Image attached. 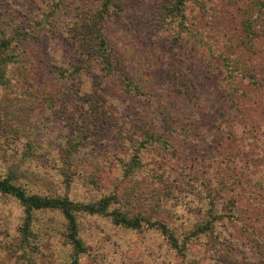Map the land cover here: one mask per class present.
I'll return each mask as SVG.
<instances>
[{"label":"rangeland","instance_id":"1","mask_svg":"<svg viewBox=\"0 0 264 264\" xmlns=\"http://www.w3.org/2000/svg\"><path fill=\"white\" fill-rule=\"evenodd\" d=\"M22 1L31 9L50 0ZM263 2L187 0L185 24L200 44L178 38L165 0H115L103 29L124 76L108 82L78 25L100 9L96 0H65L50 20L34 15L32 84L22 76L0 90V178L85 204L115 196L111 210L144 211L186 245L179 251L154 228L130 232L86 216L84 264H264ZM126 79L138 90L126 91ZM47 97L58 100L52 109ZM83 136L68 160L59 141ZM136 150L143 163L157 154L166 164L152 169L159 161L149 159L130 179L124 165ZM36 216V237L19 247L24 207L0 194V264H68L57 225L47 212Z\"/></svg>","mask_w":264,"mask_h":264},{"label":"trees","instance_id":"2","mask_svg":"<svg viewBox=\"0 0 264 264\" xmlns=\"http://www.w3.org/2000/svg\"><path fill=\"white\" fill-rule=\"evenodd\" d=\"M96 1L99 3L98 7H100V9L94 12V14L92 13L93 15L89 16L85 21L81 22V24L78 25L84 28V31L82 33L83 44L85 46H89L90 50H92L90 52V58L91 60L96 62L97 65H99V71L102 72V81L108 82L109 79H115V76L117 75H123L122 70H120L121 68L119 67L118 59L110 50L103 29L104 22H106L108 19L112 20L113 17L111 16L117 13V9L115 0ZM165 1V14L167 16V19L170 20L169 22L175 23V31L177 32L176 35H178V38L186 36L188 37L190 33L185 24L187 22L185 20L187 0ZM64 5L65 0H50L49 2H43L42 6H39V8L30 9V6H27L22 0H20L19 4L17 3V1L0 0V90L11 89L12 82L18 77L22 76L29 82V84H32V82L30 81V77L27 76V68H29L27 63L31 60V57L28 54L34 52L35 50L31 38L37 31V29L35 28L36 17L38 15L40 17L45 16L46 20H50L51 11L53 10L54 13H57ZM259 8L264 9V2ZM78 22L79 21L77 20L76 23ZM64 23L70 24L65 19ZM38 24L41 25L40 20ZM248 28L250 29V27ZM29 36H31V38ZM189 36L196 37L200 44L204 43L203 40L200 39L196 34ZM40 38V41H42L43 37L41 36ZM213 57L216 56L214 55ZM91 60L88 59L86 60V62H91ZM90 62L84 64L83 67L80 66L78 68L83 71V69L89 68ZM73 73H75V70ZM68 77L71 76L68 75ZM125 84L129 88H125L126 91H129V93H133L130 90H138V88L134 86L131 80L126 79ZM256 84L259 85L260 83L257 82ZM20 87L18 91L20 90ZM32 88L35 91L38 90L34 85H32ZM149 89L151 90L152 88L150 87ZM24 90L25 93L28 94V97L31 96V93L36 95V92H34L33 90L31 91V86H29L28 84H26ZM150 90L148 92L152 95L147 93V96L154 97L157 102L154 93ZM40 93L43 98H46L44 96V94H46L45 90H42ZM90 95L92 96L91 93ZM95 95L96 94H94V97ZM47 98L49 99L45 100L44 102L47 103L48 108L52 109L51 104L54 105V102H57L58 100L52 99V97ZM39 99L42 100L41 96H39L37 100L39 101ZM96 102L98 103V99L96 100ZM0 104H2L1 101ZM95 108H97V106H95ZM103 114L106 115V112ZM4 123V120L0 118V129L4 128ZM86 138V136H83L77 137L75 141H72L71 139H68L64 142H62V140L59 141L61 144L60 149H63L62 151L68 160L69 158L71 159L73 152H75V149H77L79 145H82L83 141H85ZM136 142L137 141L128 140L125 143L126 145L134 146ZM146 144L147 141L140 142L139 149H143ZM65 145L66 147L63 148ZM29 148L32 150L34 149L30 146ZM136 151L137 152L133 156L131 163H126V165H124V171L128 173V177L130 179H132L135 174L134 170H144L143 165L149 159H155L156 161H159V163L155 164L152 169L157 166H161V164L164 167V165L166 164V161L164 159L159 160L162 158H160L157 154L148 155L143 163L145 154H141L143 152H140L138 150ZM36 154L37 151L35 150V155ZM128 170L131 172H129ZM66 183H69V180H67ZM0 194L3 196L13 197V199H15L19 205L24 207L25 217H23L21 223L22 236L19 247L24 248L25 246H30L31 238L36 237L35 229L32 227L34 220H36V215L47 212L51 218L49 221L57 225L56 231H58L62 235V246L64 247L62 249L65 251L66 256L64 262L67 263L68 260V264H84L85 257L90 251L91 246H89V244L86 242L87 239L84 237L85 226L84 224H82L83 217L86 216H103L109 218L115 226H118L130 232L140 231L145 227H147L148 229L154 228L164 234L175 249H178L179 251H185L186 249V245L180 246V244H178V240L175 234L167 224L159 220L152 221V219L144 215V211L131 212L121 210L119 208L111 210L110 207L112 206V204H117L116 202H114L116 200L115 196L104 198L99 203L93 204H85L83 202L75 201L64 194L45 196L33 189L30 190L23 187L16 181V178L13 175H9L6 178H0ZM136 197L137 196H133L132 198L136 199ZM217 215L218 217L214 216V219L222 220L224 217L231 215V213ZM206 228H208V226ZM53 229L55 230V228ZM202 231H204V229H202ZM196 233L197 231L194 232L195 237ZM99 251H102V249L98 247L96 252ZM99 264L103 263L100 262Z\"/></svg>","mask_w":264,"mask_h":264}]
</instances>
